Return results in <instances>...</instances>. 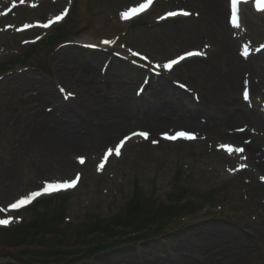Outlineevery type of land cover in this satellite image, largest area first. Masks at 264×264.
Listing matches in <instances>:
<instances>
[{
	"label": "rangeland",
	"instance_id": "374dc122",
	"mask_svg": "<svg viewBox=\"0 0 264 264\" xmlns=\"http://www.w3.org/2000/svg\"><path fill=\"white\" fill-rule=\"evenodd\" d=\"M140 1L142 0H75L72 4L70 0L62 2L44 0L37 10L21 7L20 12H15L17 19L8 17L0 20V29L5 31L3 35H0V65H11L23 61L16 66L11 65L5 72H0V208H5L17 198L40 188L44 182L62 181L65 175L62 169L65 164L63 161L69 162L70 160L73 165H77L76 158L73 157L75 154L61 158V160L58 159L53 164H46L38 154V149L28 147L33 132L41 128L42 119L38 118L40 115L51 116L53 122L63 121L65 123L69 120L64 118V114L59 110V102H55L56 105L44 103L38 98L44 90H47L55 97L57 93L59 101L70 106H66L67 108H75L83 103L89 108L92 103L98 105L99 103L93 102L94 99L88 95L93 92L91 87L86 90L77 83L79 77L82 74L85 75L84 70L73 67L66 61L68 58L72 61L71 58L77 57L82 65H90L94 55L101 54V61L94 64L96 68L91 67L94 68L93 72H89L88 77H86L87 73L85 75L89 82H98L95 77L103 73L102 76L107 77L109 83L114 82L111 86L99 84L102 86L97 97L99 100L109 101L111 106L115 105L120 98L118 87L125 86L132 88V94L135 97L141 96L139 105L152 106L154 102H157L158 104L167 103L170 106L177 104L179 95L175 92V87H171L165 96H160L157 88L158 80L162 79L168 83L175 82L178 85H190V88L198 89L196 92L193 91L194 93L185 90L189 94L183 106L186 111L197 113V120L188 123L183 113V106L180 111L163 109V112H166L163 119L168 125L158 133L187 128L202 131L205 137L202 135V138L195 144H169L162 141L153 147L148 144H135L103 170L94 172L88 166L87 169L92 177L84 178L76 190L45 198L49 202L44 204L47 208V215L52 217L57 214L59 217L64 214L70 223L78 225L86 218L95 220V216L109 218L117 213L116 215L121 214L120 217H122L126 214L124 205L133 199V191L137 188L141 195V202L146 201L144 208L149 209L137 215L138 219L135 221L133 231L144 229L149 227L146 226V221L157 215L160 216L163 211L162 207L168 204L166 199L169 197L172 180L178 171L186 178L185 181H190L193 185L190 188L193 194L202 195V198L196 201L200 208L196 210L197 213L191 214L189 220L173 221L174 228H169V231L162 237L140 243L123 244L120 242L110 248L101 249L86 261L76 264H127L125 257L128 250L136 253L134 258H130L129 264H159L162 261L171 260L170 258L178 257L190 258L195 264H210L213 259L216 260V264H264V243L250 238V235L254 233L258 237L264 235V208L260 207L258 199L251 197L246 175L241 176L242 174H238L240 171L235 174L239 166L238 160H222L221 163L213 160L214 153L219 155L218 158H222L220 143L223 141L219 138L220 136H215L208 130L209 121L217 117V110L203 105L198 83L181 77V72L187 69L185 66L172 73H165L161 70V75L153 74L158 66H162L163 69L165 61L188 49L184 47L174 53L161 47L158 48L157 44L159 45L162 40V26L165 24L161 26L156 24L157 18L168 9L180 7L191 9L188 8L191 6L185 2L178 4V1H173L174 6L167 7L168 4H164V0H161L162 2H158L146 16L132 23L124 22L121 19L122 11ZM71 4L72 9L68 18L60 26H54L49 31L35 29L17 35L14 30H5L6 25L16 27L32 21H45L50 18V15H56L57 11H61L64 5ZM3 5L7 6V4ZM251 25L244 22L243 29L250 30ZM261 26V32L258 33L253 43L254 48L264 42V24ZM58 35L63 38L53 42L43 40L36 45L29 43L36 38L43 39L48 36L53 38ZM80 40L86 43H80ZM176 40L181 46L184 44L182 37L176 36ZM133 53L148 58V62L140 63L139 58ZM262 54L264 55V52ZM117 63L124 65L122 71L115 69ZM136 70L141 73V76L133 81ZM241 79L236 89L239 99L243 89ZM254 79L258 80V78ZM150 82H153L152 86L138 95V90ZM64 89L65 92L62 93ZM251 92L253 98L249 105L261 121L256 125L253 123V126L250 124L248 128L252 131L250 136L256 137L264 148V89L253 91L252 88ZM111 93L117 95L114 97L115 101L111 99ZM75 95L76 98L72 97ZM85 99L89 102H85ZM136 112L139 116L143 113L142 110H136ZM136 121L137 125H133L131 130L126 127L123 133L113 136L111 144L133 129L143 127L149 129L144 117H139ZM241 125L242 123L237 127ZM54 126L55 124H50L48 129ZM231 126L234 127V125ZM245 137H249V132ZM78 155L87 156L81 149ZM77 170L83 174L82 168L79 167ZM73 172L68 174L70 178ZM259 174L264 175L261 171ZM260 175L259 182L262 181ZM197 190L200 192L198 193ZM189 195L192 193L189 192ZM209 200H211L210 203L206 204ZM39 211L44 213L43 208ZM6 213L3 215L0 212V217L11 218L12 222L9 225H19L22 221L28 223L27 221L34 212L33 210L32 213L24 211L18 214V217ZM195 216L197 218H194ZM98 224L104 225L107 222H98ZM78 225L69 226L64 230L66 240L62 242L72 244L78 240L77 235L80 234L76 227ZM101 227L106 228V226ZM213 227H218L216 231L225 241H227L228 233L231 240L239 238L248 240L246 246L250 244L251 247H247L241 261H224L225 259L219 256L221 252L227 250V247L221 248L223 246L212 247L209 249L213 250L211 253L200 250L202 254L179 248V240L190 238L192 230L201 228L203 231H209ZM83 230H87V227ZM115 230L117 231L116 228ZM0 234H3L2 229H0ZM16 235H25V230H17ZM82 237L85 238L84 234ZM33 241H38V239L29 240L30 243ZM88 241L94 242L91 237ZM241 247L242 243H238L233 251L239 253L242 250ZM31 249L27 248V250ZM12 262L7 260L6 263L11 264Z\"/></svg>",
	"mask_w": 264,
	"mask_h": 264
},
{
	"label": "bare ground",
	"instance_id": "6f19581e",
	"mask_svg": "<svg viewBox=\"0 0 264 264\" xmlns=\"http://www.w3.org/2000/svg\"><path fill=\"white\" fill-rule=\"evenodd\" d=\"M173 1H178L179 4L182 2L187 3L191 6L188 8H193L196 15H194V19L180 18L178 20L165 22V26L163 25L162 27V40L159 45L157 44V47L175 53L184 47L188 49L191 48L186 50L190 51L194 50L193 48H196L194 47L196 45H209L206 49L203 45L204 49L198 50L201 51L200 53H203L201 58L189 60V62H186L187 64L184 63L187 69L185 72H181V77L188 78L191 80L190 82L195 81L198 83L199 85H197L201 89L199 92L202 95L203 105L212 110H217V117L210 120L209 126L211 127L209 132L215 136H220L219 138L222 140H227L226 142H228V140H233L232 137L237 138L236 135H233L236 134L233 130L247 127V125L250 126V124L253 126V123L256 125L261 121V118L251 112L244 101L237 97L236 89L239 80L243 78L246 73H251L256 78L260 79L261 83H256L253 79L249 78L253 91H260L264 88V55L262 56V54H260L250 60L238 56L237 51L240 43L245 40L251 41L252 37L248 32L241 34L231 30V26L227 22V18L229 17V4L226 5L227 2L225 0H172V2ZM157 2L158 0L152 6V9L157 5ZM242 15L244 22L252 24L249 28L252 31V36L256 38L255 36H258L260 28L258 25H253V23H264V12L257 13L251 9L249 4H246L242 6ZM178 22L180 23L178 24ZM176 36L184 39V44L182 46L177 43ZM82 42L85 43L84 41ZM101 56V54L94 55L90 63L92 66L82 65L77 57L71 58L72 61L68 58L66 63L71 64L73 67L83 69L85 75L87 73L86 77H88L89 72L92 73L94 68H96L94 64L101 61ZM117 64L115 69L117 71H122L124 65L122 63ZM85 75L82 74L77 83L86 90L91 87L93 92L88 95H91V98L94 99L93 102L97 101L99 103L98 105H94L91 102L90 108L84 103L77 105L75 108H67L70 106L60 102L57 93L55 97L54 94L47 90H44L38 98L40 102L44 103L55 104V102H59V110L64 114V118L69 119L64 123L63 121L53 122V118L45 114L38 117L42 119L41 128L33 132L28 147L38 149V154H40L42 161L46 164H53L56 160H61V158H65L71 154L77 155L81 149L85 153L90 152L88 154L90 162L89 164L86 162V165H92L94 169L95 162L92 161L90 155H96L99 151L110 146L113 136L123 133L126 127L131 130V127L138 123L136 119L144 117L148 122L146 123L147 127H149L154 138L157 140L156 136L158 131L168 125L163 119V115L166 113L163 112V109L180 111L182 108L181 106H183L184 102L188 99L189 93L180 86L175 85L176 83L169 82L171 83L169 84L168 81L161 79L158 80L157 83L159 95L165 96L171 87H175L174 90L179 95V100H177L176 105L172 104L169 106L167 103L158 104L157 102H154L152 106L148 104L139 105L138 102L140 99L132 94V88L121 86L118 87L120 98L116 101L115 105L111 106L109 101L99 100L97 97L99 95V90L102 89L101 85L109 84L111 86L114 82L109 83V79L101 74H97L95 77L98 82H89ZM140 76L141 73L136 70L133 81L138 80ZM176 80L177 82L179 81L177 78ZM114 81L116 83V80ZM152 84L153 82L148 85V88L151 87ZM182 85L193 91L198 89L195 87L190 88V85ZM85 93L87 92L85 91ZM110 95L111 99L115 101L114 97H117V95L113 93ZM160 96L158 97L160 98ZM85 102H89V100L85 99ZM136 110H142L143 113L139 116ZM183 113L185 118L188 119V123H193L198 118L196 116L197 113L188 112L185 107ZM241 123V127H237ZM50 124H55V126L48 129ZM66 124L67 126H65ZM231 125H234V127ZM228 131L230 132L228 133ZM151 140L152 139L148 142ZM233 141H241V139ZM247 149L246 155L248 156L247 162L249 164V169L246 174L248 176L247 184L250 195L253 199H258L260 201V207L264 208V183H260L258 181V176L256 177L260 171L264 173V148L259 140H255L253 146H247ZM218 157V154H213V160L215 162L221 163L222 160L224 161L223 155L221 159ZM63 164L62 169L65 171L64 176L68 178L70 176L68 175L69 173L76 171V166L68 161H63ZM263 176L264 175H262V177ZM91 177L90 172L86 166H84V175L79 184L82 183L84 178L90 179ZM216 230H218V227L210 228L209 231H203L201 228L194 229L191 232L190 238L179 240L178 246L180 249L201 254L202 252L200 250L211 253L213 250L209 249L212 247L223 246L221 248L227 247V250L221 252L219 256L224 258V261H241V257L245 255L244 253L247 251V247H251L250 244L246 246L248 240L245 238L231 240L230 234L228 233L227 241H225ZM224 230L227 231V229ZM250 236V238L264 243V235L258 237L254 233ZM238 243H242V250L239 253L233 251L235 245ZM135 256V251L128 250L125 257L126 263L129 264L130 258L132 259ZM170 259L171 260L168 261H162L159 264H168L169 262L172 264H195L190 258L183 259L178 257ZM215 261V259L211 260L210 264H216Z\"/></svg>",
	"mask_w": 264,
	"mask_h": 264
},
{
	"label": "snow or ice",
	"instance_id": "6c2138e0",
	"mask_svg": "<svg viewBox=\"0 0 264 264\" xmlns=\"http://www.w3.org/2000/svg\"><path fill=\"white\" fill-rule=\"evenodd\" d=\"M21 2H23V0H21ZM153 0H143L142 3H140L137 7H134L128 11L122 12L121 13V17L123 19H129L132 16L145 11L151 4H152ZM248 0H231V23L233 25V27L239 28L240 24H239V5L242 3H247ZM254 6L256 7V9L258 11H264V3L261 2V0H253ZM63 13L61 15L56 16L55 21H59L61 19H63ZM176 15H190V13L188 12H169L167 13V16H176ZM163 18V17H162ZM54 21V22H55ZM51 23V22H50ZM48 24L43 25V27H48ZM28 27V26H26ZM243 55L247 56L248 55V51L247 48L244 49ZM133 55H137L136 53H133ZM187 56H193V55H200V53L198 52H188L186 53ZM185 59V56H179L176 59H172L170 61H168L167 63H165L163 65V67L167 70H171L172 66L179 63L181 60ZM181 87H183V85H181ZM244 99L247 100L248 99V90L247 87H245L244 90ZM133 135L136 136H142L145 139L148 138V133L147 132H134ZM177 137H181V138H185V139H195V136L193 134L190 133H186V132H177L174 136H169L167 134L164 135V139H169V140H175ZM153 143H157V141H152ZM121 146L124 144V141H121ZM226 150L229 151L230 153L234 150L237 153L242 152L243 149L242 148H236V149H232L230 147H226ZM113 149H109L108 153L112 154ZM115 154L118 156L120 154L119 152V148L116 149ZM106 159V158H105ZM80 163H84L83 158H80ZM100 168H103V165H100ZM79 179V176L75 177L74 179H72L70 182H64L63 184L60 183H46L42 189L40 190H36V191H32L30 194L22 197L21 199L17 200L15 203L10 205V208L12 210H17L19 208H21L22 206H25L27 204H30L33 200H35L36 198L45 195V194H52L53 192L59 191L61 189H68V188H72L75 186V184L77 183ZM264 179V178H262ZM6 211V209L0 208V212H4ZM12 222L11 218L8 219H0V226H7L8 224H10Z\"/></svg>",
	"mask_w": 264,
	"mask_h": 264
},
{
	"label": "trees",
	"instance_id": "16d2710c",
	"mask_svg": "<svg viewBox=\"0 0 264 264\" xmlns=\"http://www.w3.org/2000/svg\"><path fill=\"white\" fill-rule=\"evenodd\" d=\"M176 207H170L169 211L165 214L168 215L172 210H175ZM142 207L139 203V201H137L135 204H132L130 206L129 211L127 212V215L125 216H118L115 219H113L110 223V225L107 226V229L102 230V234L106 235V232L110 235H115L118 232L115 230L116 227H120L121 229H127V228H131V226H133L135 224V216L133 213L136 212H141ZM160 217V219L158 220V226L157 229H159L161 227V224L165 221V219H167L166 217ZM53 221L51 219H49L47 217V215H43L42 217H40L36 223L33 225V229L35 228L36 230V234H44L47 233L51 227V223ZM134 223V224H133ZM116 231V232H115ZM114 233V234H112ZM124 234V233H123ZM130 240H134L133 237L130 238ZM95 251V249L91 250L90 252Z\"/></svg>",
	"mask_w": 264,
	"mask_h": 264
}]
</instances>
